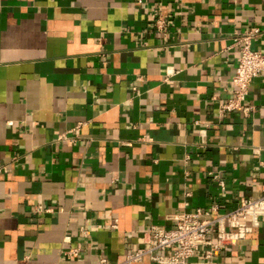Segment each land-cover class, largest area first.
<instances>
[{
  "label": "crops",
  "instance_id": "crops-1",
  "mask_svg": "<svg viewBox=\"0 0 264 264\" xmlns=\"http://www.w3.org/2000/svg\"><path fill=\"white\" fill-rule=\"evenodd\" d=\"M253 28L264 54V0H0V264H116L151 225L256 198L264 75L249 114L218 106ZM211 264H264V215Z\"/></svg>",
  "mask_w": 264,
  "mask_h": 264
},
{
  "label": "built area",
  "instance_id": "built-area-1",
  "mask_svg": "<svg viewBox=\"0 0 264 264\" xmlns=\"http://www.w3.org/2000/svg\"><path fill=\"white\" fill-rule=\"evenodd\" d=\"M156 23L162 28L164 21L158 18ZM258 33V28L233 32L232 45L237 47L239 56L232 76L231 97L218 103L221 112L239 111L247 115L253 110V106L246 102L249 86L253 78L264 75V54L252 46ZM213 176L218 186L223 187L224 180L218 174ZM263 215L264 183L256 198H241L237 207L221 214L216 213L213 206L176 214L172 227L151 225L141 231L140 245L132 248L116 264H135L144 257L153 264H189L194 256L202 258L204 264H211L221 249L235 246L252 226L258 225V219ZM81 234L87 236L85 230H81ZM64 254L75 258L78 250L70 248ZM99 264H106V259H99Z\"/></svg>",
  "mask_w": 264,
  "mask_h": 264
}]
</instances>
